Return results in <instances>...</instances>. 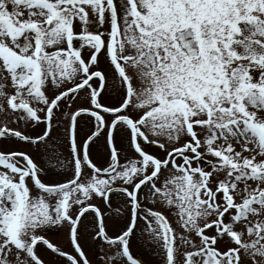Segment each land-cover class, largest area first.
Segmentation results:
<instances>
[{
  "label": "snow or ice",
  "instance_id": "obj_1",
  "mask_svg": "<svg viewBox=\"0 0 264 264\" xmlns=\"http://www.w3.org/2000/svg\"><path fill=\"white\" fill-rule=\"evenodd\" d=\"M0 113V264H264V0H0Z\"/></svg>",
  "mask_w": 264,
  "mask_h": 264
},
{
  "label": "rangeland",
  "instance_id": "obj_2",
  "mask_svg": "<svg viewBox=\"0 0 264 264\" xmlns=\"http://www.w3.org/2000/svg\"><path fill=\"white\" fill-rule=\"evenodd\" d=\"M9 117H7L5 114L0 113V122L4 121L5 119H8ZM101 147L103 146V140H101L100 142ZM57 172V174H60L62 172V170H55ZM88 219H91V214H89ZM110 222L113 226V228L115 229L116 227L119 226V220L117 218L116 214H113L110 218ZM49 233L53 236V237H62L63 236V232L64 230L57 227V226H49L48 229ZM87 247L89 248V252L90 254L93 251H98L99 247H103V246H99L91 241L87 242ZM132 250L134 251V253L138 256H144L145 258H149V256L151 255V253L148 252V249L146 248L145 244L143 243V241L140 239L139 236L136 237V239L132 242Z\"/></svg>",
  "mask_w": 264,
  "mask_h": 264
}]
</instances>
